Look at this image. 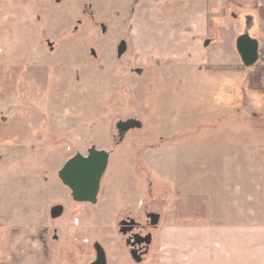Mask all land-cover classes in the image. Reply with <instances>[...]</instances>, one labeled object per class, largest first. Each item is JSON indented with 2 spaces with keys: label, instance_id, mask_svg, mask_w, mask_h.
<instances>
[{
  "label": "rangeland",
  "instance_id": "rangeland-1",
  "mask_svg": "<svg viewBox=\"0 0 264 264\" xmlns=\"http://www.w3.org/2000/svg\"><path fill=\"white\" fill-rule=\"evenodd\" d=\"M166 3L0 0L1 252L12 233L19 244L28 237L45 264H92L97 243L107 264H159L173 191L193 188L203 173L211 178L208 164H193L218 134L206 127L237 126L238 110L264 94L263 87L244 94L248 72L233 71L241 75L236 84L212 83L209 96L208 63L188 36L180 45L164 33L174 26L162 19L158 5ZM129 121L141 126L121 133L118 125ZM92 148L110 154L96 205L74 201L58 176ZM58 205L64 213L53 219ZM150 212L162 219L149 255L137 262L120 221L148 223Z\"/></svg>",
  "mask_w": 264,
  "mask_h": 264
},
{
  "label": "crops",
  "instance_id": "crops-1",
  "mask_svg": "<svg viewBox=\"0 0 264 264\" xmlns=\"http://www.w3.org/2000/svg\"><path fill=\"white\" fill-rule=\"evenodd\" d=\"M166 4L158 6L162 19L174 21L173 32L164 31L167 38L182 45L188 36L190 50L197 49L208 67L264 66V0H167ZM148 15H152L150 11ZM250 61L251 65L247 63ZM236 74L207 71L206 78L211 83L209 96L216 90L212 83L225 84L233 79L235 85L240 75ZM244 81V94L259 93L250 90L248 81ZM261 97L264 94L257 96L255 106L238 110L234 117L237 126H205L208 132H218L217 141L211 140L216 146L207 144L215 147V154L211 155L208 148L207 155L195 157V163L192 158L187 159L186 164L193 163L196 167L208 164L211 178L205 180L203 173L193 188L173 191L169 217L160 232L159 264H264V100L260 102ZM178 158L175 155L172 159L176 185ZM205 169L203 166L202 170ZM25 238L19 244L11 233L8 249L0 251V264L46 263L43 256L35 257L32 241ZM1 248L4 249L0 241Z\"/></svg>",
  "mask_w": 264,
  "mask_h": 264
},
{
  "label": "water",
  "instance_id": "water-1",
  "mask_svg": "<svg viewBox=\"0 0 264 264\" xmlns=\"http://www.w3.org/2000/svg\"><path fill=\"white\" fill-rule=\"evenodd\" d=\"M126 48V43L122 42L118 49L119 55H122ZM247 63L251 65L253 62L250 61ZM137 126H141L139 122L129 121L128 123H120L118 128L121 133L125 134ZM109 161L110 154L107 151L92 148L89 150L87 156L78 153L67 161L58 176L61 182L71 190L74 201L96 205L102 179L108 169ZM63 213L64 207L58 205L52 208L51 217L58 219ZM159 218V216H156V220H154L155 224H158ZM147 242L149 243L150 241ZM95 250L97 256L95 262L92 264H107V256L104 248L97 243ZM136 261L140 262L141 260Z\"/></svg>",
  "mask_w": 264,
  "mask_h": 264
},
{
  "label": "flooded vegetation",
  "instance_id": "flooded-vegetation-1",
  "mask_svg": "<svg viewBox=\"0 0 264 264\" xmlns=\"http://www.w3.org/2000/svg\"><path fill=\"white\" fill-rule=\"evenodd\" d=\"M156 216H159L158 224H155ZM162 216L156 212L147 214L148 223H142L132 216H126L120 221V232L125 237V244L135 260H143L150 253L153 246V229H156ZM147 241H150L149 243Z\"/></svg>",
  "mask_w": 264,
  "mask_h": 264
},
{
  "label": "trees",
  "instance_id": "trees-1",
  "mask_svg": "<svg viewBox=\"0 0 264 264\" xmlns=\"http://www.w3.org/2000/svg\"><path fill=\"white\" fill-rule=\"evenodd\" d=\"M207 71L229 72V71H246L248 72V85L250 90H261L264 87V66L252 64L249 68L244 65L240 66H209Z\"/></svg>",
  "mask_w": 264,
  "mask_h": 264
}]
</instances>
